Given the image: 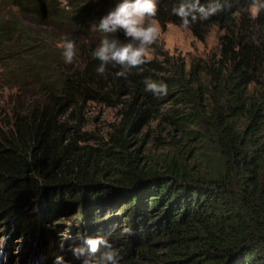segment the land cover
<instances>
[{
  "label": "trees",
  "instance_id": "obj_1",
  "mask_svg": "<svg viewBox=\"0 0 264 264\" xmlns=\"http://www.w3.org/2000/svg\"><path fill=\"white\" fill-rule=\"evenodd\" d=\"M120 2H17L52 30L35 35L29 104L1 123L0 234L71 213L78 234L106 237L120 264H264V10L221 0L223 11L186 29L200 41L218 29L219 52L189 68L158 39L126 77L111 65L100 75L92 52L104 37L91 25ZM156 2L155 21L181 25V0ZM56 39L74 42L71 64ZM148 79L167 95L146 92ZM91 105L117 111L105 134L87 128Z\"/></svg>",
  "mask_w": 264,
  "mask_h": 264
},
{
  "label": "rangeland",
  "instance_id": "obj_2",
  "mask_svg": "<svg viewBox=\"0 0 264 264\" xmlns=\"http://www.w3.org/2000/svg\"><path fill=\"white\" fill-rule=\"evenodd\" d=\"M19 1L15 0L14 3L11 0H0V127L2 122L11 121L14 111L25 109L29 104L31 89L36 91V85L31 81L34 65L29 62L33 60L29 58L32 53L33 58L35 53H38L37 44L42 41L36 36L38 34L46 36L52 30L47 25L25 18L21 13V7L17 5ZM152 22L159 27L158 39L164 51L170 56L182 57L188 63V68L194 59H205L219 52L221 33L218 29L211 30L206 38L200 41L189 30L180 26L174 24L161 26L155 20ZM54 44L61 49L57 39ZM147 57H152V54L150 53ZM39 66L42 70L43 65ZM87 115L88 130L105 134L109 124L115 121L117 111L91 105ZM68 214H62L61 220L43 225L39 227L40 229L33 227L20 229L17 231L18 235L13 238H10L11 235L7 232L1 233L0 237L6 239L0 241L3 245L0 264H37L36 253L39 250L41 259L49 257L44 264H53L54 256H62L70 264H81L71 252L67 250L61 252L59 249L61 238L66 240L65 249L68 245L82 244V240L78 238L82 237L78 234L80 224H77V220L73 219L74 216H71V213ZM0 228L4 230V227ZM72 229L74 231H71ZM53 234L57 236L53 238ZM9 239L10 247H8Z\"/></svg>",
  "mask_w": 264,
  "mask_h": 264
},
{
  "label": "clouds",
  "instance_id": "obj_3",
  "mask_svg": "<svg viewBox=\"0 0 264 264\" xmlns=\"http://www.w3.org/2000/svg\"><path fill=\"white\" fill-rule=\"evenodd\" d=\"M253 7L257 12L264 10V2L254 0ZM225 4L221 0H211L207 5H201L200 0H181L179 6L172 9V14L181 20V27L188 29L192 24L206 21L223 11ZM156 0H122L105 15L98 23H93L91 29L103 34L100 45L92 52L93 58L100 64L97 73L103 75L108 65L119 67L117 77H126L131 69H138L147 62V56L153 51L159 37V27L152 21L157 16ZM122 32L129 42H121L116 34ZM64 62L71 64L75 57V44L64 40L61 44ZM145 91L154 96L167 95V85L150 79L145 81ZM3 229L0 228V232ZM131 235L130 229H125ZM80 245H68L65 249V239L61 238L59 249L67 250L81 264H120V258L113 244L104 236H83ZM6 238L0 237V241ZM3 256V245L0 243V257ZM53 264H70L64 257L57 256Z\"/></svg>",
  "mask_w": 264,
  "mask_h": 264
}]
</instances>
